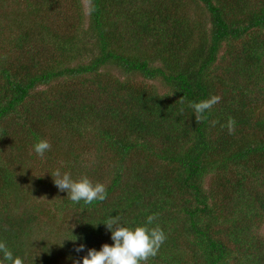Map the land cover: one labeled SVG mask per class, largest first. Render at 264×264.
I'll list each match as a JSON object with an SVG mask.
<instances>
[{
    "label": "trees",
    "instance_id": "1",
    "mask_svg": "<svg viewBox=\"0 0 264 264\" xmlns=\"http://www.w3.org/2000/svg\"><path fill=\"white\" fill-rule=\"evenodd\" d=\"M85 1L0 0V241L73 264L111 244L109 215L156 214L144 264H264V0ZM56 169L106 198L73 203Z\"/></svg>",
    "mask_w": 264,
    "mask_h": 264
},
{
    "label": "clouds",
    "instance_id": "2",
    "mask_svg": "<svg viewBox=\"0 0 264 264\" xmlns=\"http://www.w3.org/2000/svg\"><path fill=\"white\" fill-rule=\"evenodd\" d=\"M92 10L89 9V11ZM219 100V96L211 95L204 100L189 102L195 120L202 119ZM233 125L234 121L229 118V134L233 131ZM50 147L51 145L47 140L38 139L33 143L32 150L36 155L43 157ZM51 178L57 189L65 192L67 198L73 203L91 204L93 201H103L106 198L107 193L104 184L93 183L86 176L73 179L67 171L62 172L60 169H56ZM155 219L156 214H149L145 218L144 224L128 227L117 216L109 215L105 222L97 224H103L106 231L110 233L111 244H102L99 250L87 249L86 254L81 256L78 261L74 260L73 264H144L149 257H154L157 254L161 244L166 239L165 232L159 225L148 227V225L153 224ZM71 236L73 239H64L61 242L65 240L75 242L77 238ZM84 247L83 244H79L74 251L83 252ZM0 264H25V261L22 256L14 255L5 242L0 241Z\"/></svg>",
    "mask_w": 264,
    "mask_h": 264
},
{
    "label": "rangeland",
    "instance_id": "3",
    "mask_svg": "<svg viewBox=\"0 0 264 264\" xmlns=\"http://www.w3.org/2000/svg\"><path fill=\"white\" fill-rule=\"evenodd\" d=\"M80 1H81V4H82V7H83V13H84V16L86 17V12H87V2H86L85 0H80ZM138 80H139V79H138ZM154 86H156V87L158 88V91H159L160 93L163 92V90L158 86V84H155ZM39 90H41V89L39 88ZM69 170H70V169H64V171H67L68 173H70ZM79 178H80V177H77V178H75V179H79ZM213 181H214V177L206 176L205 179H204V188H205L206 190H208V189H209L208 186H210L211 182H213ZM52 197H53V196H51V198H52ZM257 231H259L261 234L264 235V226H263V225L259 226V228H258ZM58 264H61V262L58 263ZM62 264H63V263H62Z\"/></svg>",
    "mask_w": 264,
    "mask_h": 264
}]
</instances>
